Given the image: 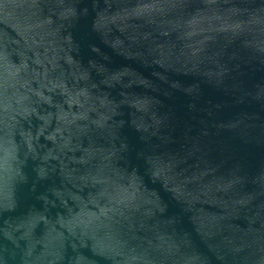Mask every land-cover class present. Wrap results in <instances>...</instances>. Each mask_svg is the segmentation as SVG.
Listing matches in <instances>:
<instances>
[{
	"label": "water",
	"instance_id": "obj_1",
	"mask_svg": "<svg viewBox=\"0 0 264 264\" xmlns=\"http://www.w3.org/2000/svg\"><path fill=\"white\" fill-rule=\"evenodd\" d=\"M0 264H264V0H0Z\"/></svg>",
	"mask_w": 264,
	"mask_h": 264
}]
</instances>
